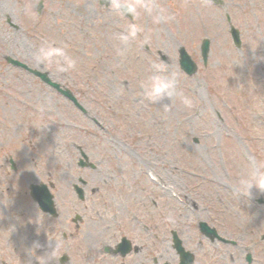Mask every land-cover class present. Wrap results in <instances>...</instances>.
<instances>
[{
  "label": "rangeland",
  "instance_id": "374dc122",
  "mask_svg": "<svg viewBox=\"0 0 264 264\" xmlns=\"http://www.w3.org/2000/svg\"><path fill=\"white\" fill-rule=\"evenodd\" d=\"M46 1L53 14H46L38 35L70 47L69 53L78 62L77 70L71 74L58 75L35 66L33 52L39 44L31 36L13 35L7 25L6 30L3 27L5 15L15 25L31 23L33 16L25 15L24 10L26 2H30L26 8L31 9L35 0H0V228L9 210H15L17 214H31L35 223L30 225L23 218L17 222L19 227L37 231L38 214L28 201L27 185L50 182L59 225L74 234L67 227L69 220L74 213L85 215L82 231L86 244L74 240L65 264H89L93 258L88 251L100 228L110 227L111 195L142 196L140 188L157 195L150 179L160 176L181 184L183 196L172 200L170 194L166 195V213L172 219H168L165 234L153 236L151 232V240H166L165 246L150 251L152 258L160 264L177 262L169 235L176 226L184 248L194 254V264H245L244 248L250 251L252 264H264V241L259 240L264 236V209L253 202L264 192L253 187L251 196L237 195L241 175L254 169L257 162L264 163V0H222L229 4L226 12L231 25L240 32L241 51L230 42L222 10L202 0H155L174 19L155 24L151 16L142 14L135 21L143 29L138 37L142 51L131 43L123 56L118 54V36L127 24L120 16L109 9L96 11L93 0ZM203 38L210 42L206 68L202 67L196 46ZM144 44L152 55L135 59L136 54L143 53ZM179 46L198 67L191 77L179 71ZM4 56L47 72L52 82L74 93L88 118L31 76L9 69L2 60ZM154 63H163L169 72L176 73L179 91L193 101L191 108L183 105L180 95L168 102L167 109L143 99L142 82L151 74ZM94 122L113 132V136L102 133L91 137L96 130ZM142 134L145 139L138 142L135 136ZM124 140L127 143L122 145ZM149 148L153 153H162L161 160L167 163L163 168L165 176L144 162L153 156ZM77 149L95 166L94 171L77 169ZM8 159L15 162V172L9 170ZM119 167L125 171L124 184L105 191L108 184L112 188L118 183ZM176 168H182L183 175L173 172ZM77 178L88 182L87 191L105 184L104 191L92 198L88 194L82 208L75 205L71 189ZM127 180H132L135 187ZM217 202L219 209L213 207ZM206 204L209 212L202 211ZM197 205L201 206L199 211ZM154 209L158 208L151 207ZM226 219L228 225L223 224ZM198 221L214 227L236 247L209 245L196 230ZM2 235L0 248L6 255L5 264H10L15 254L26 263L32 261L23 241L30 243V232L23 235L12 230ZM65 251L64 247L56 250L50 264H57L58 256ZM146 253L125 261L117 259L115 264H132ZM90 264L97 261L91 260ZM104 264L114 263L107 260Z\"/></svg>",
  "mask_w": 264,
  "mask_h": 264
},
{
  "label": "flooded vegetation",
  "instance_id": "af4514ba",
  "mask_svg": "<svg viewBox=\"0 0 264 264\" xmlns=\"http://www.w3.org/2000/svg\"><path fill=\"white\" fill-rule=\"evenodd\" d=\"M50 12L53 14L52 10H50ZM119 170L120 171H118V173L122 172L123 168L119 167ZM84 182L86 185L83 187V189L84 191H87L88 182ZM127 182L132 187H135V183L132 180H127ZM159 183L160 185L164 186L162 180H160ZM123 184V179H118V183L114 184L112 188L108 184L105 191L112 189L115 190L118 187H122ZM173 185L174 194L171 196L173 197L172 200H175V198L178 197L179 192H181V185L176 182H174ZM140 190H142V196L111 195L110 200L113 203V210L110 213V227L100 228L98 238L96 239V242L92 248L93 251H97L98 247L101 246L103 248H108L107 250H109V252H114L116 250L115 248L121 243V241L125 240L127 245L131 248L130 253L125 255L123 258L120 257L122 256L120 253H116L112 256L98 255L91 259L97 261V264H104L107 260L112 261V263L115 264L117 259L125 261V259L130 256L138 257L140 252L143 251H147L146 255L142 256L140 259L133 260L132 264H152L150 261V251L160 249L162 246L166 245V240L164 237H153L151 240V232H153V236L161 233L165 234V229L168 226V219L166 218L168 216V213H166V205L168 200L165 199L167 195L165 187L159 186V188H156L155 191L158 194L152 195L153 197L150 196V193L148 194V191H144L142 188H140ZM100 191H104V188L97 190L96 193ZM93 196L90 197L92 198ZM105 197H107V195ZM80 207L82 208L83 206ZM151 207L158 209L157 211L156 209L151 210ZM37 214L39 221L37 231H35L33 227H30L27 231H25L18 226V220L23 218H25L30 223V225H34L35 223L32 222L33 217L31 214L23 215L22 213L17 214V212H14L13 216H6L4 225L0 228V239L3 238L2 233L8 234V232L11 233L12 230H15V232L19 233L22 232L23 235L30 232V243L28 244L24 239L23 241L26 248L28 249L27 252L29 253L30 258H32V262L26 263L19 254H15L14 257L11 258L10 264H33L36 261V256H40L44 253L48 254L55 247V243L58 244V248L56 250L64 247L67 251L72 250L74 240H79L81 244H86V234L82 231L85 215L79 216L77 214L79 217L77 220V225H72L71 220H69L67 227H70V229L73 230V233L76 232L73 235H70V233L67 232L68 230L66 227L59 225L60 216L57 219H53L49 216L41 214L38 212V210ZM151 214H153V218H151ZM105 215L106 214H103V216ZM55 223H57V225ZM173 231L177 235L179 228L174 226ZM66 233L69 235V239L64 240L62 236L66 235ZM12 241L14 242V238H12ZM159 256L162 257V254L159 253ZM5 258L6 255L4 254L2 248H0V262L3 261L2 264H5ZM91 260L89 259V264ZM153 264L160 263H156L155 261ZM162 264L167 263L164 261Z\"/></svg>",
  "mask_w": 264,
  "mask_h": 264
},
{
  "label": "clouds",
  "instance_id": "9594fccd",
  "mask_svg": "<svg viewBox=\"0 0 264 264\" xmlns=\"http://www.w3.org/2000/svg\"><path fill=\"white\" fill-rule=\"evenodd\" d=\"M39 0H35V4ZM108 9L120 17H131L126 30L119 34L118 40L121 48L119 55L123 56L131 43H134L140 33L142 26L135 21L142 15L151 16L155 24L168 23L174 17L170 15L162 5L155 0H107ZM34 65L44 70H52L58 75L71 74L77 70V59L68 51V45L63 43L44 41L37 46L33 52ZM180 81L176 73L169 72L163 63H154L151 66V74L142 82L143 99L151 104H161L166 109L168 102L176 95H180L181 101L186 108L192 107V99L183 95L180 91ZM255 188L264 192V163L257 162L254 169L241 175L237 195L251 196V189ZM167 219L171 220L169 214ZM58 244L45 256H36L38 264H50L56 258L55 253Z\"/></svg>",
  "mask_w": 264,
  "mask_h": 264
},
{
  "label": "water",
  "instance_id": "95a60500",
  "mask_svg": "<svg viewBox=\"0 0 264 264\" xmlns=\"http://www.w3.org/2000/svg\"><path fill=\"white\" fill-rule=\"evenodd\" d=\"M233 34H235V33H233ZM180 63H181V65L187 66V64L184 62V56L183 55H181V61H180ZM192 72H193V70H192ZM43 194H44V196H42V194L38 193V194H36V196L38 198L37 199L38 203L41 206L45 207L44 209H46V207H48V205H49V202H48V199L46 198V195H45L44 192H43ZM259 202L260 203L261 202L264 203V199L263 200H260Z\"/></svg>",
  "mask_w": 264,
  "mask_h": 264
}]
</instances>
